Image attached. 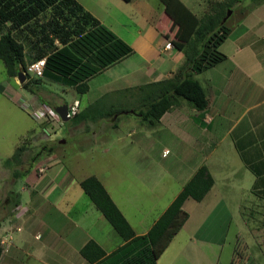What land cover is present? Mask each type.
Listing matches in <instances>:
<instances>
[{"label":"crops","instance_id":"crops-1","mask_svg":"<svg viewBox=\"0 0 264 264\" xmlns=\"http://www.w3.org/2000/svg\"><path fill=\"white\" fill-rule=\"evenodd\" d=\"M74 1L115 37L112 43L109 42L108 49L112 45L119 48L112 49L113 62L100 66L101 70L87 79V92L84 94H79L75 87L44 77L39 79L63 85L77 94L69 103L60 100L55 106L39 103L42 106L38 112L42 116L46 115L45 108L68 106L74 100L80 102V112H83L105 97L107 89L117 91L121 82L133 88L144 85L141 82L144 80L151 84L192 77L187 59L193 57L198 47H194L193 41L177 47L174 41H180L172 40L177 33V26L165 14L161 0ZM179 1L199 18L192 6L196 3L195 0ZM231 13L233 14L232 11ZM242 24H236V30L229 29L228 37L219 46V51L223 54L222 47L232 40L235 43L232 53L223 54V61L196 73L198 79L194 80L202 86L209 101L207 109L198 112L186 101L179 99L155 126L150 127L145 122L141 126V130H148L153 134L164 131L165 136L164 141L150 138L142 140L139 145L143 146L145 157L135 159V179L138 186H143L151 193L164 183L163 186L167 184L166 189L170 190L163 191L166 197L157 203L160 204L159 212L154 219L147 222L144 214H136L133 227L98 172L82 175L79 179L74 178L77 171L71 172L66 168L59 169L55 174L48 173L51 171V166L48 165L55 159L52 156L54 149L44 146L45 150L38 154L29 169L24 173H14L17 178L7 181V188L5 185V188H0V264H89L80 251L90 241L104 251V258L107 259L125 241L81 187L77 188L81 181L91 176L99 180L135 235L141 236L147 234L184 185L203 166L213 179L212 190L200 202L190 201L191 199L184 202L183 210L189 217L180 232L187 235L186 240L181 238L176 246L179 249L169 256L168 252L176 238L173 237L156 264H222L221 260L223 264H233L236 251L230 252L223 259L218 251L225 247L227 232L236 212H240L239 227L242 230L239 234L250 261H253L252 264H264V254L260 250V245L264 243V235L260 232L264 220L260 222L256 219L258 215L260 217V211H264V28L257 30V39L245 43L244 37L251 27H246L244 22ZM261 38L263 46L259 47ZM52 42L55 47L39 60L46 63L47 56L68 47V44L58 42L57 38ZM167 43H171L169 49H165ZM25 51L26 48L24 53ZM23 72L25 81L30 82L29 78L32 77L28 68ZM97 78L104 80L99 79L93 83ZM91 90L97 91L98 97L93 102L88 101V107H84L80 95H87ZM24 98L21 96V101L28 104L30 99ZM101 106L102 104L99 108ZM102 112L104 111L100 113ZM119 121L108 127L117 130ZM104 125H99L98 130L106 129ZM45 133L46 138L48 133ZM103 145L105 147V143ZM47 153L52 155L45 156ZM5 161L0 163V171L3 170L6 173L3 176L9 178L12 174L11 163L4 165ZM153 169L155 172L152 175L150 172ZM36 170L41 174H37ZM116 174L118 176L121 173L117 170ZM165 180L174 183L175 188L172 190L171 184ZM213 191L214 195L209 197ZM235 195L240 197L235 198ZM3 196L6 199L3 198L4 201L1 202ZM207 198L210 214L202 222H196V226H190L193 217L187 206L194 202L199 208ZM244 200L248 201L245 202L248 206L243 205ZM144 201L148 203H140L142 209L150 204L148 199ZM233 203H236L235 206ZM211 247L216 248L217 254L210 256L203 253L202 249Z\"/></svg>","mask_w":264,"mask_h":264},{"label":"rangeland","instance_id":"rangeland-1","mask_svg":"<svg viewBox=\"0 0 264 264\" xmlns=\"http://www.w3.org/2000/svg\"><path fill=\"white\" fill-rule=\"evenodd\" d=\"M195 1L196 3H193L192 6L199 18L211 15L212 13H218L222 9L230 7L233 14L231 13L225 21V25L228 29L233 28V30H236L237 25L241 26L243 22L246 24V27H251L244 37L245 43L257 39V30L261 27L264 28V0ZM54 16V10L50 8L33 19L29 24L13 31V35L17 40H22L24 36L22 32L24 30L28 33H32V37H26L31 39V41L29 40L31 43L27 44L24 42L26 48V68L36 61L38 55H46L51 51V48L55 47L52 44L50 48H47L44 44V42L48 44L49 40L55 39L54 32L51 30V26H49V22ZM243 16L247 18L246 21ZM11 27V23L2 25L0 34ZM57 40L59 42L58 38ZM234 46L235 43L229 40L224 48L222 47L221 52L223 54H231L234 50ZM258 46H263L262 38ZM192 73V77H186L193 80L198 79V74ZM98 77L100 76L98 75ZM99 79L103 78H97L93 83L98 82ZM29 80L32 83L39 79L29 78ZM26 81L20 85L17 78L10 79L6 74L3 62L0 60V163L7 158L10 159L14 153L20 150L17 154L20 161L10 162L12 174L9 175V178L5 177L6 173H3V170L0 171V188L4 187V185L7 188L8 186L5 183L17 178L14 173H24V171L29 169L33 164V160L42 154L45 147L51 146L54 149L53 155L47 153L45 156L52 155L55 156V159L48 165L51 166V171L48 173L55 174L59 169L66 168L71 172L77 171V175H74V178L79 179L82 175L98 172L99 174H95H98V176L107 183L112 198L133 227L135 226L136 214H144L147 222L154 219L159 212L160 204L157 203L161 202V200L166 197L163 191L170 192V190L168 188L166 189L167 184L163 186L164 183L161 184L163 188L160 186L156 191L151 193L146 191L143 186H138V181L135 179V169L137 167L135 159H142L145 157L143 156L144 148L142 145H139L142 140L150 138L163 139L164 141L165 138L164 131L161 130L155 134L148 132V130L142 129V131L141 126L145 123L142 121V118L137 115V112L143 108L142 103L147 97L160 88L156 86L158 84H147L148 80H144L141 81L144 85L131 88V85L121 82L123 87L118 85L117 91L113 92L110 89L105 91V97L101 98L99 103V105L102 104V106L100 108L99 106H95L94 111L99 110L105 112L107 110H116L113 118L115 120L117 119V121L120 119V126H118L117 130H113L108 127L110 126L109 124L114 122L112 118H103L96 122L86 120L78 123L69 120L68 122L60 123L52 120L48 115L42 116V113L38 112L42 106L40 105L41 103L51 106H55L59 100L60 102L69 103L73 97H77V94L65 88L63 85L50 83L45 80H39L37 84L31 85V89L34 90V93H30L27 88L23 87ZM98 94L97 91L91 90L87 95H80L84 107H88V101L93 102L98 97ZM20 95L25 97V100L26 98L30 99L31 102L28 101V104H24L21 101ZM133 111H136V114L132 113ZM105 123L107 126L104 125ZM99 125H104L103 127L106 129H102L101 127L102 130L99 131ZM132 128H134V130H132ZM130 131L132 132L130 133ZM45 132L48 133V137L46 138L45 135L47 134ZM61 141L65 143L61 144ZM104 143L107 148L104 147ZM105 149L109 151L105 152ZM6 161L4 165H6ZM156 166L158 167L159 165L156 164ZM117 170L118 173H121L118 176H116ZM154 172L155 169L150 173L153 175ZM36 173L39 175L41 174L39 170H36ZM3 174L5 175L3 176ZM17 183H19V181ZM166 183L171 184L172 190L175 188L174 183L170 181ZM79 187L80 186L77 185V188ZM211 190L212 189H210V191ZM214 193L215 191L211 192L209 197H212ZM158 196H161V198ZM5 197L6 196L2 197L1 202L6 199ZM238 197L240 196L237 195L236 197L235 195V198ZM144 199H148L150 204H148L145 209H142L140 203H144V205L148 203L145 202ZM188 199H191L190 201L193 200L192 198ZM208 199L209 198H207L204 202L205 204H202L199 208L195 206L194 202L187 206L188 211L191 212L193 217L190 226H196V222H202V220L210 214V205L206 204ZM245 202L246 200H244L243 205L248 206V204H246L248 201ZM235 204L236 203H233L234 206ZM256 209L259 208L256 207ZM251 215H253V213H251ZM256 219L257 221L264 220L263 210L260 211V217L258 215ZM240 220V212H236L234 221L227 232L228 235L225 247L223 249L220 248L218 252L221 254V259L229 256L230 252H240L241 256L235 255L233 264H252L253 261H250V257L246 253L245 245L240 238L242 237L239 234V231L242 230V228L239 227ZM135 229L137 228L135 227ZM260 232L264 235V224L261 225ZM186 236L185 233L181 234V232L174 236L176 238L172 242L173 244L168 252L169 256L172 252L174 253L179 249V247L176 246H178L180 240H182L181 238L186 240ZM181 242L183 244V241ZM199 247H201V245H199ZM260 247V250L264 254V243L260 245ZM202 251L210 256L217 254L215 247L202 249ZM221 263L223 264L222 260Z\"/></svg>","mask_w":264,"mask_h":264},{"label":"trees","instance_id":"trees-1","mask_svg":"<svg viewBox=\"0 0 264 264\" xmlns=\"http://www.w3.org/2000/svg\"><path fill=\"white\" fill-rule=\"evenodd\" d=\"M161 1L165 7V14L177 26V33L172 39L180 41L179 43L174 41L177 47H183L185 43L191 41L195 44L194 47H198L193 57L187 59L192 72L201 73L225 59V56L218 51V47L229 34L223 19L227 11H231L230 7L197 18L179 0ZM50 8H53L56 17L50 20L49 26L55 38H58L63 45L68 44V47L47 56L43 77L75 87L79 94H84L87 92V79L98 73L101 70L100 66H107L113 62L112 49L119 47L112 45L108 49L109 42H113L115 37L74 0H0V28L4 24H12L11 28L0 34V60L10 79L16 78L19 71L27 70L24 42L31 43L29 37H32V33L24 30L22 40H17L13 31L29 24ZM27 36L29 37L26 38ZM167 38L170 36L167 35ZM52 41L49 40L48 44L43 42L47 48H50ZM43 55H38L36 60L41 59ZM38 82L39 80L32 83L28 81L23 87L34 93L31 85ZM151 84H158L156 86L160 88L147 97L142 103L143 108L137 112L142 121L150 127L155 126L162 115L179 99L186 101L198 112H204L208 107L209 101L204 89L191 78L182 77ZM99 103L100 100L85 111L79 112L70 121L96 122L99 119L112 118L116 123L117 119L115 121L113 118L116 110L102 113L99 110L94 111L95 106H100ZM19 151L6 163L18 161ZM212 186L213 179L206 167L199 168L147 234L137 236L100 181L93 176L84 179L80 182L81 189L125 244L106 259L104 251L95 242L90 241L81 249V256L89 264H156V260L188 219V214L183 210L184 202L188 198L197 202L202 201ZM235 255L241 256V253L235 252Z\"/></svg>","mask_w":264,"mask_h":264},{"label":"built area","instance_id":"built-area-1","mask_svg":"<svg viewBox=\"0 0 264 264\" xmlns=\"http://www.w3.org/2000/svg\"><path fill=\"white\" fill-rule=\"evenodd\" d=\"M171 47V43H167L165 45V49H169ZM45 69V61L38 60L32 63L28 67V72L30 73L33 79H41L43 78V72ZM44 112L48 115L52 120L62 123L59 115L56 113L55 109L45 108ZM80 112V102L78 100H74L72 103L68 105L67 108V118L69 120L76 117Z\"/></svg>","mask_w":264,"mask_h":264},{"label":"water","instance_id":"water-1","mask_svg":"<svg viewBox=\"0 0 264 264\" xmlns=\"http://www.w3.org/2000/svg\"><path fill=\"white\" fill-rule=\"evenodd\" d=\"M231 15V11H228L226 14V17L223 19V22L226 21V19ZM17 80L19 84H23L26 80L25 73L23 71H19L17 74ZM67 105H61L59 107H56L55 111L59 115L62 122H68L69 119L67 118ZM60 143H64V141H61Z\"/></svg>","mask_w":264,"mask_h":264}]
</instances>
